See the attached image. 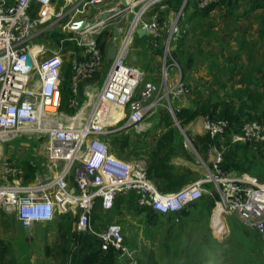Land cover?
<instances>
[{
  "label": "built area",
  "instance_id": "2783aa9c",
  "mask_svg": "<svg viewBox=\"0 0 264 264\" xmlns=\"http://www.w3.org/2000/svg\"><path fill=\"white\" fill-rule=\"evenodd\" d=\"M88 1L102 7L92 19L84 18L88 3H65L57 8L55 0H0V219L4 212L14 213L29 229L54 221L58 215L73 216L79 235L95 233L104 251L113 250L125 264H140L136 251L126 244L120 223H110L96 232L93 218L97 206L110 211L120 196L134 192L137 207L160 214L175 213L202 199L204 185L209 182L219 195L215 212L220 209L221 217L236 215L248 229L264 237V182L248 174L230 176L219 166L222 154L204 179L174 192H163L148 175L146 160L127 161L115 156L104 138L122 129L144 132L147 117L163 100L168 101L165 106L180 126L170 100L185 96L190 88L182 77L176 84H169L168 59L181 73L173 43L185 31L181 22L191 3L206 9L225 0H180L179 9L171 10L163 24L158 21V11L151 17L148 13L158 6L166 9V0H126L124 10L105 17L103 14L120 0ZM119 16L127 17V24L112 35L116 52L103 83L96 90L90 85L85 89L88 99L95 98L86 112L85 100L77 97L80 86L103 71L106 60L98 42L100 29ZM82 20L83 27L76 29ZM55 28L63 35L61 44L42 41ZM139 28L163 37L166 81L161 85L146 80L145 71L128 62ZM65 40L81 47L80 53H71L82 54L72 61L73 97L68 108L75 110L74 114L65 113L62 106ZM27 53L31 55L30 64L26 63ZM117 108H123L124 116L116 122L107 121L106 114H116ZM126 117V123L117 128ZM229 127L228 119L205 118L206 133L212 138L226 134ZM34 134L41 140L45 160L42 170L47 172L41 173L38 168L34 178L25 180L26 169L18 167L9 153L21 154L25 146L13 142L32 139ZM234 140L264 146V119L245 122ZM31 164L37 166L36 162ZM225 230V224L213 222L214 234Z\"/></svg>",
  "mask_w": 264,
  "mask_h": 264
},
{
  "label": "rangeland",
  "instance_id": "374dc122",
  "mask_svg": "<svg viewBox=\"0 0 264 264\" xmlns=\"http://www.w3.org/2000/svg\"><path fill=\"white\" fill-rule=\"evenodd\" d=\"M62 1L63 0H55L57 8L63 6ZM87 7L89 9L90 7L92 8L93 6L88 5ZM100 8L102 7H98L97 10L98 13L100 12ZM224 11H226L225 8L223 9V12H221V10L217 12L219 18L222 16L221 13H224ZM132 16L133 15L130 14L129 19H131ZM151 16L152 13L150 11L148 13V17ZM66 21L67 19L63 20V22ZM111 22H112L111 25L104 26L100 30L102 32L104 30H108L114 36L115 34L118 33L119 27L125 26L127 24V17L119 16L116 17L115 19H112ZM194 26L197 29V31H199L200 26L198 27L197 22L195 23ZM225 27L227 26H220L217 31L212 30V36L221 37L220 34L221 32L224 31ZM57 32H59V30L56 28L51 30L49 33L47 32V34L45 35L42 41H49L54 44L55 42L49 39V36ZM162 33L164 34L165 31L162 30ZM159 37L161 38L157 39L155 38V36H153L152 40L147 43H140L138 40L137 41L135 40L132 45L131 53L128 57V62L132 65L142 68L143 70L144 69L148 70L150 69V67L153 66L157 67L156 68L157 71H155L156 77H154L153 74L154 77L153 81L161 85L164 80L166 81V79L164 78L165 53L164 50L163 53L158 52L160 48H164L163 39H162L163 37L162 36ZM261 38H263V36H260V40L256 42L257 45L254 44L250 47L251 49L250 53H254V52L256 53V57L254 56V61H251V58H249L247 62L245 61L246 63H243L242 61L247 60L246 59L247 55L243 57V60L242 58L241 60H239L240 58L239 54L242 55V49L239 48L237 43L234 46H232L230 41L220 42V40L218 39V43L216 44L217 47L212 46L205 50L203 46L200 44L199 36L195 35L194 33H191L188 34V36H186L182 45L175 46L177 53L176 59L179 63L182 64V60H181L182 58L180 55L181 53H185L184 58L191 57L190 62H188V67H187L188 69H192L195 62H197V66H198L203 62L208 61L210 63V68L212 69V72L214 74L218 72L224 75H228V74L236 75L235 73L238 72V74L240 73L242 75L244 74L246 75L247 70H250L252 65L253 66L257 65L264 58V51L260 52V48L262 47ZM239 43L241 45L245 44L246 46H248V39L246 38L245 40L244 38L243 41H239ZM52 46L55 47V45ZM223 49L226 50V52L228 51V54H226L225 56H220V52ZM155 53L156 54L159 53V55L161 56L158 65L155 64V62L153 61V59H155L156 57ZM216 53L219 54L217 55ZM70 55H71L70 51L65 52L64 57L66 59V63L67 61H70L71 59ZM170 62L171 61L168 59V65H170ZM226 63L229 64L228 67L219 68L225 66ZM111 64L112 61L110 60L105 61V65L103 71L100 74L99 81L105 79ZM233 66L236 67L237 70L235 71V73H233L230 70V68ZM145 73H146V77H145L146 80L151 79L150 75H148L146 71ZM255 78L257 81L263 80L262 74H260L259 76L255 74ZM233 79L235 80L234 77ZM257 81H255V83H257ZM96 82L98 84V81ZM189 93H191V88ZM185 96H182L180 98H183ZM235 99L239 103L238 99L237 98ZM162 102H164L165 105L167 103L166 100H163ZM202 102L199 101V104ZM165 105L161 106L163 108H160V110H163V114L165 113L167 114V112L171 113ZM172 107H173V111L175 112L177 106L173 103ZM85 111L89 112L87 111V109H85ZM64 112L69 114L75 113V111L70 110L67 106L64 107ZM126 113H128L127 109H126ZM151 117L152 116L147 117L146 122L149 121ZM127 119L128 117L122 120V122L118 124L117 128L123 126V124L126 123ZM178 127L180 126L178 125ZM146 136L147 135H144V133H136L135 128H130V129L116 130L115 132L105 135L104 138L110 144L112 154H114L115 156L121 159L132 161V160H146L148 149L144 150L145 147L142 148V143L146 142L144 141ZM125 139H128L129 146L122 148L121 143ZM17 142L19 143L21 142L25 146V149H23V152L21 154L15 152L13 154L9 153V156H12L13 160H15L16 165L18 167L24 168V163L26 161H30V162L32 161L37 163V167L39 168L41 173L45 172L46 170L45 171L42 170V163L45 162L44 158H42V148H41L42 144H41V140L37 139V134H34L32 139L25 137L20 140H16L13 143H17ZM7 148L8 147L5 146L4 150L6 151ZM150 149L152 148L150 147ZM5 154H7V152ZM198 157H199L198 158L199 161H202V159L200 158L202 157L200 153ZM211 167L207 169L205 177L209 174ZM211 186L212 185L209 182L206 183V188L208 189V191H210V193L206 192V196H208V194H210V196L211 194L212 196H219L218 191L212 190ZM121 213L122 212H120L118 209H115L114 211L107 213L98 212L97 217L94 220L95 230L96 232H99L100 230H102V228L106 226V224L111 222H119L118 220L120 219V222L125 223L127 228L130 229V236H129L130 238L128 237L127 245L130 248H134L132 241H134L135 236H137L136 234L139 232L136 229L141 228V221L140 219L136 218L134 211L128 212V214L125 217H120L123 215V214L120 215ZM222 218L224 222L227 224L225 233L216 234L214 236L211 229L208 231L207 239L209 236H212L214 238V241H216L215 242L216 247L214 243L212 247L208 246V249H204L201 243H199L201 236L200 235L198 237L194 236L192 234V228L186 227L182 232L185 238L183 242L182 241L177 242V240L173 238L178 234L174 232L173 234L174 236L172 237L173 239L170 237L169 240L172 243V245L164 248L163 256L164 257L172 256V251H174L173 247L178 243H180L181 246L178 247L175 252H177V255L179 256L184 255V260L189 264H192V260H199L203 262L202 261L203 259L206 262L201 264H264V237L256 231L250 232L246 230L239 222L235 220L234 217L228 214H223ZM76 220L77 219L73 216H68V217L59 216L54 223L51 224L38 223L28 229L21 225V223L16 218V215L14 213H6V212L3 213L0 219V239H3L11 248V253L6 256V259L12 258L14 259V261H16L17 264H65V261L67 260L69 255H71V257L72 256L75 257V255L79 253V250L82 249L79 248L80 244L78 243V239L76 237V230H75ZM144 220L147 219H143L142 222H145ZM143 234L145 236L149 235V233L147 232H144ZM91 236L92 239H95L94 240L95 242H99L96 241L98 240V236L95 233H91ZM186 243L187 244L190 243V245H186ZM141 248L144 252L152 249V247L149 246H145ZM157 248H159V250L161 251L163 250L162 246H158ZM168 250L170 251V253H167ZM88 251L90 252L93 251L91 246L89 247ZM187 253L191 254L190 259H187L186 257L188 255Z\"/></svg>",
  "mask_w": 264,
  "mask_h": 264
},
{
  "label": "crops",
  "instance_id": "0c3cea01",
  "mask_svg": "<svg viewBox=\"0 0 264 264\" xmlns=\"http://www.w3.org/2000/svg\"><path fill=\"white\" fill-rule=\"evenodd\" d=\"M63 5L65 3H76L81 4L88 3V5L93 6L90 7L84 14V18H94L96 14L98 13V7L94 4L89 3L88 0H63ZM241 4L237 7V11L242 10L244 7L248 6L249 3L247 0H241ZM87 5V6H88ZM227 11V8L225 5H218L216 6L205 18L197 17L195 20L197 21L198 27L200 26L199 31L195 28V26H192L190 24V33H194L195 35H198L200 38V44L203 46V48L206 50L209 47H217L218 39L220 42H227L230 41L231 45L234 46L236 43L239 46L240 49H242V55H240L239 60H243V57L247 55L246 59L242 61L243 63H246L249 58H251V61H254V56L256 57V53H250V47L258 40H260V28H261V18L264 15V9H257L253 12H251L248 15H244L241 17H235L232 14L221 13V17L218 16V11L221 10L223 12V9ZM217 15V16H216ZM214 21V23H213ZM194 22V21H193ZM192 22V23H193ZM214 25V26H213ZM220 26H227L225 27L224 31L221 32V37H214L212 36V30L217 31ZM197 31V32H195ZM152 33H146L144 35H136L134 38V41L138 40L140 43H147L152 40L153 38ZM248 39V46L245 44H240L239 41H243V39ZM262 40V47L260 48V52L264 51V36L261 38ZM134 43V42H133ZM243 43V42H242ZM133 45V44H132ZM223 45V43H222ZM257 45V44H256ZM219 47V46H218ZM249 47V48H247ZM132 50V49H131ZM220 50V49H219ZM218 50V52H219ZM234 50V49H232ZM156 54V53H155ZM217 55L219 53H216ZM228 54V51L222 50L220 52V56H225ZM185 55V53H184ZM81 57L82 54H77L73 56V59L75 57ZM182 56V53L181 55ZM161 59V56L156 54L155 59L153 61L155 64H159ZM246 61V62H245ZM253 63V62H252ZM262 61H260L257 65H261ZM154 64V65H155ZM180 69L172 64L168 67V77H169V84L174 85L177 83V81L182 77L186 83L191 88V93H188L183 98H172L170 100L171 104H175L177 106V109L179 108H193L196 104L202 101H210V102H217V101H231L232 103L238 104L235 98L232 97V91L235 87L242 86V82L244 79V75L242 74H236V75H224L220 73H213L212 69L210 68V63L208 61L203 62L202 64L197 66V62H195L192 69H188V62L183 58L182 64H180ZM229 64L226 63L225 66L219 67V68H225L228 67ZM253 66V65H252ZM256 66V65H255ZM157 67H150V69L146 70L144 69L148 75H150L149 80L153 81L154 77H156L155 71ZM185 70V71H184ZM219 70V69H218ZM154 74V77H153ZM259 76L260 74H256ZM226 77V78H223ZM235 78V80L233 79ZM100 76L95 78L91 82H85L81 84L79 94L77 97L80 100H85V109L87 111H90L91 105L95 101V98L88 99L85 96V89L88 85H90L94 90L99 88L101 84L103 83V80H100ZM226 79V80H225ZM98 81V84L97 82ZM262 82L261 80H259ZM197 87V88H196ZM166 102H168L166 100ZM165 105L164 102H162V105H159L154 112L152 113L151 119L146 122V129L144 132V135H147L145 137L146 142H143L142 144L146 143L147 146L144 148V150L149 151L150 147H152L153 144V137L155 135H160L162 132L166 130V124H165V116L166 113L163 114V110H160V108H163L161 106ZM149 116V117H150ZM205 118L206 116H200L195 121L191 122L190 124L186 125L185 127L180 126V133L183 136V150L179 152V154H176L173 158V163L177 166V169L181 173H185L186 176L190 179L187 184L193 183L195 181H199L202 178L205 177L207 169H211L214 167L216 158L218 154H222L223 159L228 158V154L230 152H234L233 145L236 142H242V141H235L234 136L230 137L228 134H224L221 136H218L217 138L210 137L208 140L207 133L205 130ZM136 132V131H135ZM139 133V132H136ZM233 132H231L232 135ZM151 136V137H150ZM144 137V136H143ZM243 143V142H242ZM245 143V142H244ZM208 147L207 149L205 147ZM252 151L250 152L251 155L255 156L257 159H263L264 161V146L261 145H252ZM239 151V150H238ZM247 151V150H246ZM245 151V152H246ZM241 152V151H239ZM245 152L241 153V156L245 154ZM199 153L201 154L202 161H199ZM232 177H240L248 174L252 179H258L257 176L252 175L247 172L238 173L236 171H232L227 173ZM248 176V177H249ZM259 180V179H258ZM155 184L159 187V189L163 192L166 191L165 184L160 180L153 179ZM261 181V180H259ZM264 182V181H261ZM186 184V185H187ZM212 190H215V187L213 184H211ZM185 186V185H184ZM206 192H209L206 188V183L204 185ZM134 192H130L128 194L120 196L118 201L121 204L120 211L122 212L120 217H125L128 212L134 211L135 216L137 219H140L141 221V228H137L139 232L136 234L134 241H132L134 249L136 251V254L140 261H146L148 256L153 253L155 254L156 258L159 261V264H184V255H177L172 254V256H163L164 248L169 247L172 245V243L169 241L170 237L172 238L174 235V232L177 234V236L173 237L177 240V242H183L185 239L183 236V230L188 227L192 228V234L194 236H201L199 243H201L202 247L204 249H208V246H211L216 242L214 241V238L212 236H208V231L213 227L214 222V216L215 211L217 207V201L216 198L215 206L210 207L208 205V199L212 198L214 196H208L203 197V199L199 200L194 205H189L186 209V213L182 214L177 212L175 213L176 216L169 217V215L164 214H158L152 211L149 208H138L133 200ZM117 201V202H118ZM116 202V203H117ZM134 203V204H133ZM114 211V208L111 211H105L101 208V205H98L95 212H94V219H96L95 216H97L99 213H106V212H112ZM170 214V213H169ZM235 218L237 222H239L246 230L250 232H255L253 230L248 229L236 215L228 214ZM68 217V215H58L54 221L45 223V224H51L54 223L58 217ZM118 217V218H120ZM143 219H149L144 220L145 222H142ZM123 226L125 238L128 240V237L130 236V229L127 228L125 223L120 222V219L118 220ZM114 223V222H111ZM110 224V223H108ZM106 224V226L108 225ZM229 224V223H228ZM225 225H227L225 223ZM105 226V227H106ZM230 227V226H229ZM103 229V228H102ZM201 231V232H200ZM147 232L149 235H144L143 233ZM181 232V233H180ZM213 233V231H212ZM214 234V233H213ZM216 234H214L215 236ZM130 238V237H129ZM172 238V239H173ZM191 239V237H190ZM175 240V241H176ZM197 241V240H196ZM186 245H190L186 243ZM149 246L152 247L149 251H143L141 247ZM158 246H162L163 250H159L157 248ZM180 247V243L177 245ZM157 250V251H156ZM161 251V252H160ZM167 253H170L168 250ZM187 256H191L190 253H187ZM75 264H94V257L93 255H90L89 252H82L79 257L76 258ZM204 261V259H203ZM206 262V261H205ZM116 264H125L124 260H121L119 258H116Z\"/></svg>",
  "mask_w": 264,
  "mask_h": 264
},
{
  "label": "trees",
  "instance_id": "16d2710c",
  "mask_svg": "<svg viewBox=\"0 0 264 264\" xmlns=\"http://www.w3.org/2000/svg\"><path fill=\"white\" fill-rule=\"evenodd\" d=\"M247 1L249 5L244 7L241 11H237V7L241 4L240 3L241 0H225L221 4H214L206 9H200L197 7L196 4L191 3L190 6H188V10L185 18L181 22L182 29H184L185 31H183L179 36V38L173 43L174 57L177 58L175 46L182 45L184 39L190 33V24H192V26L195 25V23L197 22L195 20L196 17L205 18L208 15H210L211 11L216 6L222 4L225 5L227 8L226 12L228 14L234 15L237 18L244 15H248L257 9H264V0H247ZM164 4L167 5L166 9L161 10L160 7L158 6L151 11V13L156 11L159 12L158 21L160 24H163V22L167 19L171 10L179 9L180 0H166ZM112 35L113 34H111L108 30H104L98 36V42L104 52L105 60H109L107 55V50L109 45L111 44ZM260 36H264V15L261 18ZM61 37H63V35L57 32L50 35L49 39L61 44L60 43ZM155 38L160 39L161 37L156 36ZM62 44L65 52H69V51L70 52L73 51L75 53L81 52V47H79L75 42H70L65 40ZM163 50L164 48H160L158 52L163 53ZM73 52L70 55L71 56L70 61H67L66 63V59H65V65L63 67V72H62L61 90H62L63 108L66 106L68 107L69 101L73 97V92L70 82L72 77V61H73V56L75 54ZM184 57H185L184 53H182L181 56L182 61ZM184 59L187 62H190L191 57ZM230 70L233 73L237 71L236 67L234 66L231 67ZM258 73L262 74L263 77L262 82L257 81L255 78V74ZM100 74L101 73H99L96 76V78L99 77ZM235 74H238V72ZM244 76L245 78L242 82L243 85L241 87L234 88L232 91V97L238 99L239 101L238 104L226 100L217 101V102L204 101L200 104L199 103L196 104L195 107L193 108L184 107V108L176 109L175 115L180 123V126L185 127L186 125L195 121L200 116H210L211 118L214 119L225 118L230 121V127L227 129L226 134L230 135V137H233L235 133L240 132L241 127L245 122L253 119H257V120L264 119V58L262 60L261 65L252 66L250 70H247V73L246 75L244 74ZM182 80L184 79L182 78ZM255 81H257V83H255ZM165 124H166V130L162 132L160 135H155L153 137V144L151 147L152 149H149V151L147 152V156H146L147 172L152 180L155 179L162 181L166 186L167 192H174L182 188L184 185H186L190 179L186 176L185 173L179 172L177 166L173 163L174 156L176 154H179V152L183 150L184 138L181 135L180 128L178 127V125H176L174 117L171 113L167 112L165 116ZM231 132H233L232 135ZM207 137L209 140L210 136L208 134ZM252 145H256V144L250 142L234 143L233 148L235 151L230 152L228 154V158L223 159L219 163L220 168L226 173L232 171H236L238 173L247 172L257 176L260 180H264V161L263 159H257L255 156L251 155L250 152L252 151L251 149ZM128 146H129V141L128 139H125L121 143V147L125 148ZM146 146H147L146 143L142 144V148ZM205 148L207 149L208 147L206 146ZM238 150L241 152H239ZM243 152H245V154L241 156V153ZM24 168L27 171L25 175V180L32 179L35 177L36 171L38 170L37 166H33L30 161H26L24 163ZM216 198L218 199L219 196H214L208 199V205L210 207L215 206ZM133 200L135 203V194ZM119 201L115 204L114 210L118 209L120 211L121 204ZM194 204L195 203L191 205ZM175 213L177 214V212ZM175 213L173 212L167 215H169V217L174 218V216H176ZM179 213L184 214L186 213V211L182 210L179 211ZM76 237L78 239V243L80 244L79 248L82 249L79 250V253H77L75 257L73 256L71 257V255H69V257L65 261V264H75L76 258L79 257V255L82 252H89L90 255H93L94 264H116L117 256L115 255L114 251L113 250L104 251L99 245L100 242L99 239L96 240L99 242H95L94 241L95 239H92L91 235H79L77 232H76ZM126 244H127V240H126ZM90 246L92 247L93 250L91 252L88 251ZM174 247H173L174 251H172V254H177V252L175 251L177 250L178 246L177 247L174 246ZM215 247H216V243H215ZM10 253H11L10 246L3 239H0V264H17L16 261H14V259L12 258L6 259V256L9 255ZM186 257L187 259H190V256H186ZM186 263L187 262L184 261V264ZM201 263H205V261L201 262L199 260H192V264H201ZM140 264H159V261L156 258L155 254L151 253L148 256L147 260L142 262L140 261Z\"/></svg>",
  "mask_w": 264,
  "mask_h": 264
},
{
  "label": "water",
  "instance_id": "95a60500",
  "mask_svg": "<svg viewBox=\"0 0 264 264\" xmlns=\"http://www.w3.org/2000/svg\"><path fill=\"white\" fill-rule=\"evenodd\" d=\"M126 5H127V1L126 0H120V4L119 5H117L113 10H109L106 13H104L103 16L105 17V16L115 15L118 12L124 10L125 7H126ZM84 23H85V20L80 21L77 24L76 29H81L83 27ZM146 33H150V30L149 29H144V28H139L138 29V34L140 36L141 35H144ZM115 50H116V45L115 44L109 45L108 50H107V54H108V58L110 60H113L114 59L115 52H116ZM30 59H31V55H30V53H27V60H26V63L27 64H30ZM225 231L223 233H225Z\"/></svg>",
  "mask_w": 264,
  "mask_h": 264
},
{
  "label": "bare ground",
  "instance_id": "6f19581e",
  "mask_svg": "<svg viewBox=\"0 0 264 264\" xmlns=\"http://www.w3.org/2000/svg\"><path fill=\"white\" fill-rule=\"evenodd\" d=\"M123 116H124L123 108H117L116 114H110V113L106 114V120L110 121V122H116L117 120H119ZM219 212H220V209L217 210V213L214 217V221L216 224L223 225L225 223L223 222V219H222L221 215L219 214Z\"/></svg>",
  "mask_w": 264,
  "mask_h": 264
}]
</instances>
